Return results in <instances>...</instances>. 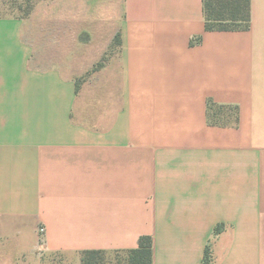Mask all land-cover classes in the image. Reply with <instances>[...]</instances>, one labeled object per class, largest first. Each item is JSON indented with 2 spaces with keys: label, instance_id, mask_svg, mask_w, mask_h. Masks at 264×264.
I'll list each match as a JSON object with an SVG mask.
<instances>
[{
  "label": "crops",
  "instance_id": "crops-1",
  "mask_svg": "<svg viewBox=\"0 0 264 264\" xmlns=\"http://www.w3.org/2000/svg\"><path fill=\"white\" fill-rule=\"evenodd\" d=\"M249 11L222 30L202 0L0 16V264L142 235L152 264H264V0Z\"/></svg>",
  "mask_w": 264,
  "mask_h": 264
},
{
  "label": "trees",
  "instance_id": "trees-1",
  "mask_svg": "<svg viewBox=\"0 0 264 264\" xmlns=\"http://www.w3.org/2000/svg\"><path fill=\"white\" fill-rule=\"evenodd\" d=\"M205 27L214 29H241L249 25L250 0H202ZM33 4L24 15H27ZM122 252V251H115ZM124 258L112 261L104 250H84L80 253V264H152V239L142 235L137 247L124 251Z\"/></svg>",
  "mask_w": 264,
  "mask_h": 264
},
{
  "label": "rangeland",
  "instance_id": "rangeland-1",
  "mask_svg": "<svg viewBox=\"0 0 264 264\" xmlns=\"http://www.w3.org/2000/svg\"><path fill=\"white\" fill-rule=\"evenodd\" d=\"M35 1L37 0H0V16L7 14L23 16ZM92 68L86 73L87 75L91 74ZM125 255V252L109 251L107 253L108 258L112 261H115L116 258H124Z\"/></svg>",
  "mask_w": 264,
  "mask_h": 264
},
{
  "label": "built area",
  "instance_id": "built-area-1",
  "mask_svg": "<svg viewBox=\"0 0 264 264\" xmlns=\"http://www.w3.org/2000/svg\"><path fill=\"white\" fill-rule=\"evenodd\" d=\"M39 232H40V233H43V232H44V228H43V227H40V228H39Z\"/></svg>",
  "mask_w": 264,
  "mask_h": 264
}]
</instances>
